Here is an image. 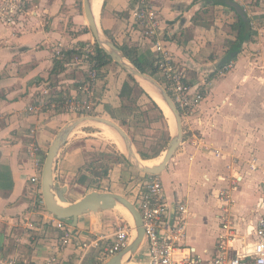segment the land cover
Returning a JSON list of instances; mask_svg holds the SVG:
<instances>
[{
	"label": "crops",
	"instance_id": "1",
	"mask_svg": "<svg viewBox=\"0 0 264 264\" xmlns=\"http://www.w3.org/2000/svg\"><path fill=\"white\" fill-rule=\"evenodd\" d=\"M83 1L36 0L33 15L21 31L0 21V255L14 258L18 264H46L50 245L60 233L47 212L34 208L33 186L38 183H32L30 178L37 173V168L28 144L32 139L37 141L38 156L44 163L58 130L77 116L65 109L53 108L51 104L42 105L39 100L43 86L50 88L52 101L67 95H82L84 71L73 70L67 58L56 57L54 48L61 44L64 50H70L94 39ZM235 1L243 6L254 28L258 29L256 39L244 42L233 59L234 67L226 71L221 81V95L227 89L237 95H230L234 99L231 106L223 105L227 110L221 118L211 115L218 105L212 95L204 98L200 108L183 120V140L173 158L175 161L159 174L168 200L178 198L186 205L184 242L203 258L213 256L222 232L218 216L222 213L218 198L221 188L229 187L235 199L230 214L235 220L238 237L249 231L248 224H256L262 210L260 183L264 177V140L258 146L230 145L241 136H235L239 130L226 118L228 113H234L238 118L264 123V96H250V89L264 95V84H253L257 73L264 76V0ZM142 2L158 13L157 33L188 79L209 75L220 66L227 55L226 40L234 38L230 24L238 14L235 8L229 4H215L213 0L101 1L96 12L97 18L101 12V27L118 45L133 49V54L147 68L153 67L156 52L151 41L140 35L142 29L136 13ZM54 66L56 71H53ZM126 79L128 73L115 61L102 66L94 114L113 118L112 112L122 104L119 92ZM191 83L203 86L200 80ZM34 103L38 104V109L31 112L28 107ZM90 123L95 122L84 123L70 134L55 164L54 179L60 186H67L66 196L72 201L87 192L71 198L79 192L76 186L86 185L76 180L72 186L68 181L85 162L79 145H84V141L77 140V145H73L72 138L76 140L82 132L89 136L86 140H93L94 134L86 130L92 125ZM234 176L241 179L232 189ZM104 191L126 195L118 188ZM118 207L121 208L117 205L112 209L87 212L76 222L73 219H66V222L82 233L109 236L125 220ZM123 211L129 217L127 210ZM233 245L240 249V240L236 239ZM137 253L131 261L124 259L122 264H142L136 261ZM60 260L64 264L102 263L94 251L83 252L75 246L62 251Z\"/></svg>",
	"mask_w": 264,
	"mask_h": 264
},
{
	"label": "built area",
	"instance_id": "2",
	"mask_svg": "<svg viewBox=\"0 0 264 264\" xmlns=\"http://www.w3.org/2000/svg\"><path fill=\"white\" fill-rule=\"evenodd\" d=\"M32 0H0V21L12 26L18 31L27 25V14L33 15L34 4ZM138 8L136 17L141 25L140 35L143 39L151 41L152 49L156 52L154 68L161 73V82L171 94L178 107L183 120L196 112L205 98L198 83L192 84L188 77L174 61L169 48L164 44L163 38L157 33L158 13L148 8L144 2ZM56 57H65L68 65L75 69H82L85 73L80 88L81 96L67 95L63 99L51 100V91L43 86V93L39 102L42 105L51 104L53 108L65 109L78 116L93 114L97 104V86L101 77L102 66L99 63L96 41L93 39L82 45L64 50L61 44L54 48ZM224 63L217 71L224 72L232 66ZM49 97L48 99H45ZM38 109L34 103L28 107L31 112ZM32 134L35 130H31ZM29 154L35 159L37 173L32 175L30 181L38 183L33 186L36 210H43L52 219L59 230L55 243L50 245L51 253L46 258V264H64L60 254L69 246L80 248L83 252L94 251L100 261L123 250L130 242L135 229L126 224L118 225L114 232L107 236L103 233L87 234L77 231L67 224L66 219L58 218L46 208L41 189V174L43 162L38 156L40 146L32 139L28 144ZM255 166L253 165V169ZM148 179L141 181L134 189V197L141 212L145 230V243L147 244L149 264H264V177L260 183L262 201L261 214L256 224H248L249 231L238 237L235 220L230 214L231 205L235 202L229 187L219 190L218 198L221 202L222 213L218 214L222 232L219 234L213 256L203 258L195 249L184 242L187 232L186 205L178 198L168 200L162 178L159 174L148 173ZM264 174V171H263ZM232 189L236 188L239 176H234ZM236 239L241 242L240 249H235L233 243ZM0 264H18L16 259L5 258L0 255Z\"/></svg>",
	"mask_w": 264,
	"mask_h": 264
},
{
	"label": "rangeland",
	"instance_id": "3",
	"mask_svg": "<svg viewBox=\"0 0 264 264\" xmlns=\"http://www.w3.org/2000/svg\"><path fill=\"white\" fill-rule=\"evenodd\" d=\"M82 1L83 0H81V3ZM244 1L245 0H243V2ZM32 2H33L32 4L36 6V0H32ZM262 3L264 2L262 1ZM246 4L247 3H245V5ZM31 16L32 15L27 14L25 18L30 19ZM261 16H262V13H261ZM100 20H101V12L98 15V21L100 22ZM259 21L260 22L258 24H260L261 26L262 17L260 18ZM26 23H28V20ZM90 32H91V29H90ZM257 33H258V29H257ZM257 33L253 36L251 41H254L256 39V36L258 35ZM226 57L227 55L224 57L220 66L223 65L224 63L229 64V62H232V60L225 61ZM156 59L157 58L155 54L154 61H153V68H154V62L156 61ZM234 65L235 63L233 61L232 66L222 73H220L219 71H216L218 69L217 68L214 72H212L209 75H205L203 77H195L194 80L187 79L190 83L196 80H200L203 82V86H201L200 89L202 92H204L205 97L212 95V100L218 103V105H215V109L211 111V115L214 117L216 116V118L217 117L221 118L223 116V113L227 110L226 107H223V105L231 106L230 102L233 101L234 99H232L230 95H234V94L237 95L236 92L229 91L228 89L225 92V94L223 93L221 95L219 93L220 90L222 89L221 81L223 79V75L226 73V71H229L232 67H234ZM154 73L156 77H158V79L161 82H163V80L161 79V73L159 72V70H157ZM263 77L264 76L260 77V74L257 73L255 77L256 82L253 84H258V85L264 84V81L262 82ZM251 95L264 96V95H261L259 91H255V90L252 91L250 89V96ZM224 102H227V103H224ZM235 102L237 101L235 100ZM137 106L138 107L135 109V112H134L135 116L133 115L128 116L127 118H129L128 119L129 125L128 124L124 125V127L130 134V136L132 137L134 141L135 149L138 153L139 151L147 152L148 154H154L156 152H159V155L157 156H160L163 154V152H165L169 139H170V134H172V132L174 131V128H175L174 118L171 115H167L166 113V115L168 116L169 126H166L163 121L157 120V111L152 107V104L149 101V99L142 94L138 99ZM219 107L221 108L219 109ZM233 114L230 115L228 113L226 120L229 119L231 124H235L234 127L236 128V130H239L237 133H235V136L237 135V138L238 136H241V137H239L238 140L231 141L230 145L232 144L236 147L239 144L242 146H249V145H254V144L258 146L259 143L262 144L261 141L264 140V125H263L264 123H261V121H257V123L253 121L250 122L248 121V118H238V116L236 117ZM76 117H78V115L71 119H74ZM117 121L119 122V120ZM238 123L240 125H238ZM90 124L92 125H89L88 127H86V130L87 132H91L94 134V136H92L93 140H86V138L89 136H87L86 134L82 132H80L81 136L77 137L76 140L74 139L75 137L72 138L73 145H77L78 143L77 140L84 141L85 143L84 145L82 144H79V145L82 148V156L85 162L82 168H80L79 171H76L75 176H72V174L70 175V177L68 178V181L70 185L75 186L74 185L75 181L76 180L79 181V178L83 176V174H87L88 178L85 183L86 185L76 186V189H78L79 192L74 193L71 198H75L78 195H81L80 192L84 193L86 191L90 192L92 190H103L104 191L109 188L110 189L118 188L124 191L127 197H129L130 199L131 198L134 199L136 204L139 205L137 200L134 197L133 188L137 186L144 179H148L149 174L146 172H143L142 170H141V173H139L140 169L135 167L127 159L126 150L125 148L122 147L121 142L120 141L117 142L115 141L113 137L105 134L103 126H100L96 123H90ZM263 144H264V141H263ZM178 149L179 147L177 148V150ZM177 150L175 151L173 157L170 159V162L167 165V169H168V166L175 161V159L173 160V158L175 157ZM90 187H93V189H90ZM121 208L118 207L117 210H120V212H122V215L125 217V220H123L122 223L118 225L126 224L128 226L129 225L132 226L135 229L133 217L130 215L128 217L126 213L123 211L125 209L123 208L122 210ZM135 232H133L131 239L135 237L136 235ZM136 258H137L136 261H140L142 264H145V263L149 264L146 243L142 245V247L137 253ZM145 259L147 261H145Z\"/></svg>",
	"mask_w": 264,
	"mask_h": 264
},
{
	"label": "water",
	"instance_id": "4",
	"mask_svg": "<svg viewBox=\"0 0 264 264\" xmlns=\"http://www.w3.org/2000/svg\"><path fill=\"white\" fill-rule=\"evenodd\" d=\"M228 4L233 6L238 13L245 16L243 6L237 1L231 0ZM83 7L89 27L99 47H101L113 61L124 68L128 74L135 77L139 83L140 79L148 82L174 117L175 128L172 134H170L163 159L159 163L151 166L142 163V157H140L139 153L136 151L132 137L122 124L111 117L96 114H85L69 120L58 130L46 153L41 174V189L46 208L53 215L58 218L73 219V221L76 222L78 217L84 213L112 209L118 204H123L132 213L136 231L135 237L130 240L129 244L123 250L113 254L101 263L122 264L124 259L126 261H131L143 243H145V230L141 212L129 197L113 191L92 190L75 201L69 200L66 196L67 186H60L54 179V169L59 152L66 144L70 134L77 127L87 122L103 123L114 128L120 134L125 145L127 159L135 167L146 173L160 174L166 169L170 159L183 140V118L171 94L161 81L149 72L142 71L135 65L115 40L101 27L92 7V0H84Z\"/></svg>",
	"mask_w": 264,
	"mask_h": 264
},
{
	"label": "trees",
	"instance_id": "5",
	"mask_svg": "<svg viewBox=\"0 0 264 264\" xmlns=\"http://www.w3.org/2000/svg\"><path fill=\"white\" fill-rule=\"evenodd\" d=\"M215 4H223L227 5L229 1L231 0H213ZM231 6V5H230ZM232 9L234 8L231 6ZM231 29L234 33V38H228L226 40L227 45V57L225 61L233 60L236 58L238 53L241 51L242 45L244 42L250 40L253 38V36L257 33V30L254 28L253 22L251 17L247 15V12L245 11V16L238 13L236 16V19L230 24ZM97 49H98V57H99V63L100 66H104L109 61H113L112 58L101 48L99 47L98 43ZM120 48L123 49L127 57L135 64L137 65L142 71L149 72L153 76L156 77L155 73L157 70L153 67L147 68L141 63L140 60H138V56L133 54V49H129L125 45H119ZM57 67L54 66L53 71H56ZM158 79V77H156ZM142 95L146 96L149 101L152 104V107L157 111V120L163 121L166 126H169L168 124V116L166 115L165 110L162 106L145 90V88L138 82V80L133 77L132 75L128 74V79H126L120 89L119 96L121 98V106L120 108L112 112V117L119 120V123L124 125H129V121L127 118L130 115L135 116L134 112L135 109L138 107V99ZM140 156L142 158H152L159 155V152H156L154 154H148L147 152L139 151ZM101 166V164H100ZM93 168V167H92ZM107 168V167H106ZM88 178L87 174H83L79 178V181L82 183H86V180Z\"/></svg>",
	"mask_w": 264,
	"mask_h": 264
},
{
	"label": "bare ground",
	"instance_id": "6",
	"mask_svg": "<svg viewBox=\"0 0 264 264\" xmlns=\"http://www.w3.org/2000/svg\"><path fill=\"white\" fill-rule=\"evenodd\" d=\"M101 1H103V0H92V7H93V10H94L95 13L98 11V8H99V6L101 4ZM140 83L153 96V98H155L158 101V103L160 104V106L163 107V109L165 110V112L167 113V115H171L173 117L171 111L166 106V104L161 101L160 97L158 96V94L156 93V91L154 90V88L148 82H146L144 80H141L140 79ZM95 123L98 124V125H100V126H103L104 127L105 134L113 137L115 139V141H117V142L120 141L121 144H122V147L125 148L124 142H123L120 134L114 128H112V127H110V126H108L106 124H103V123H97V122H95ZM164 153L162 155L156 157V158H153V159H146L145 160V159L142 158V163L143 164H146V165H149V166L154 165V164H157V163H159L163 159ZM118 205L121 206V207H123L125 210H127V212L129 213V215L133 217L132 213L129 211V209L126 206H124L123 204H118Z\"/></svg>",
	"mask_w": 264,
	"mask_h": 264
}]
</instances>
